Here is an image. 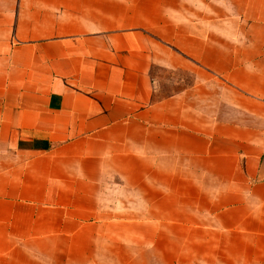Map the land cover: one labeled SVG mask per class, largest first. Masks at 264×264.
<instances>
[{
  "label": "crops",
  "instance_id": "obj_1",
  "mask_svg": "<svg viewBox=\"0 0 264 264\" xmlns=\"http://www.w3.org/2000/svg\"><path fill=\"white\" fill-rule=\"evenodd\" d=\"M155 66L193 83L157 97ZM173 241L264 264V0H0V264Z\"/></svg>",
  "mask_w": 264,
  "mask_h": 264
},
{
  "label": "rangeland",
  "instance_id": "obj_2",
  "mask_svg": "<svg viewBox=\"0 0 264 264\" xmlns=\"http://www.w3.org/2000/svg\"><path fill=\"white\" fill-rule=\"evenodd\" d=\"M152 74L155 81V86L157 88V97H163L168 96L170 94H174L182 88H187L193 83V75L185 70H169L163 67L155 66L152 70ZM179 244L180 241H173V259H176L174 255L178 250L183 255L179 257V263L173 264H186L193 260V257H191L190 255L192 248H186L184 252V247H180Z\"/></svg>",
  "mask_w": 264,
  "mask_h": 264
}]
</instances>
